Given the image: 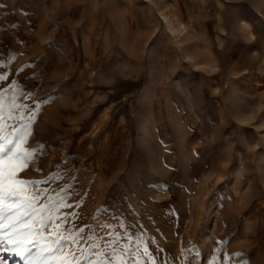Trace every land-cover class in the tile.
<instances>
[{"label":"rangeland","instance_id":"rangeland-1","mask_svg":"<svg viewBox=\"0 0 264 264\" xmlns=\"http://www.w3.org/2000/svg\"><path fill=\"white\" fill-rule=\"evenodd\" d=\"M0 74L84 246L264 264V0H0Z\"/></svg>","mask_w":264,"mask_h":264},{"label":"snow or ice","instance_id":"snow-or-ice-1","mask_svg":"<svg viewBox=\"0 0 264 264\" xmlns=\"http://www.w3.org/2000/svg\"><path fill=\"white\" fill-rule=\"evenodd\" d=\"M9 80L10 77L0 74V81ZM7 91L8 88H3V92ZM3 92H0V264H7L13 255L25 264H143L144 257L156 264L147 245L142 248L137 245L133 249L130 244H125L117 248L118 233L104 249L99 243L84 246L88 239L84 236L85 229L73 231L66 227L69 216L76 215L62 212L71 207L66 199L59 193L45 197L48 189L35 188L44 181L20 178V174L36 164L43 153L30 142L35 116L15 117L20 105L12 97L6 107ZM12 119H27L28 122H20L18 126L13 124L11 130L5 132L4 122ZM127 239L131 242L134 238L127 235ZM66 245H71L67 251ZM241 264L248 262L241 261Z\"/></svg>","mask_w":264,"mask_h":264},{"label":"bare ground","instance_id":"bare-ground-1","mask_svg":"<svg viewBox=\"0 0 264 264\" xmlns=\"http://www.w3.org/2000/svg\"><path fill=\"white\" fill-rule=\"evenodd\" d=\"M166 19V18H165Z\"/></svg>","mask_w":264,"mask_h":264}]
</instances>
